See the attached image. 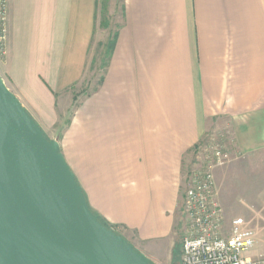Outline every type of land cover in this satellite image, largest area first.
Wrapping results in <instances>:
<instances>
[{
  "label": "crops",
  "instance_id": "0c3cea01",
  "mask_svg": "<svg viewBox=\"0 0 264 264\" xmlns=\"http://www.w3.org/2000/svg\"><path fill=\"white\" fill-rule=\"evenodd\" d=\"M7 4L0 77L58 140L105 222L170 254L184 170L214 127L227 130L240 158L227 173L249 175L242 189L256 193L244 201L264 219V0H120L103 81L67 125L69 90L94 57L100 1Z\"/></svg>",
  "mask_w": 264,
  "mask_h": 264
},
{
  "label": "water",
  "instance_id": "95a60500",
  "mask_svg": "<svg viewBox=\"0 0 264 264\" xmlns=\"http://www.w3.org/2000/svg\"><path fill=\"white\" fill-rule=\"evenodd\" d=\"M0 264H152L92 212L58 140L1 77Z\"/></svg>",
  "mask_w": 264,
  "mask_h": 264
},
{
  "label": "rangeland",
  "instance_id": "374dc122",
  "mask_svg": "<svg viewBox=\"0 0 264 264\" xmlns=\"http://www.w3.org/2000/svg\"><path fill=\"white\" fill-rule=\"evenodd\" d=\"M99 14L97 19V28L95 32V37L92 44L93 52V61L95 62L90 65L89 70L87 71L85 77L74 85L69 90V95L71 96V104H69V109L62 116V123L70 117L77 105L80 104L81 99L85 97V93L91 92L92 89L96 86L101 74L103 71L99 69V61L102 57L101 52L102 48L100 47L101 43H105L110 33L115 30V26L120 24V9L119 4L120 0H116L117 6L115 11L112 12L111 6L114 0H99ZM104 20L106 24L103 26ZM103 41H100V40ZM105 39V40H104ZM76 94V99L74 96ZM227 130L224 127H214L212 130H208L203 138L201 139L195 153L196 155L191 157L185 172L182 176L181 184V200L179 202V207L177 210L176 220H175V231L173 238V246L170 254L152 252V249L145 247L144 245L138 243L134 237L130 236L129 233H125L122 230H117L119 233L122 231L126 235L129 241L135 243L137 249L142 251V253H147V257H151L153 264H173L178 263L181 260V243H182V233H183V201L184 193L187 187L189 186V173L191 170L197 169H208L211 170L214 180H215V196L217 202L220 204L224 211L225 219L227 222H230L235 217H243L250 222V225L255 230L256 234V243L254 247L250 250V255L253 257L264 256V219H259L255 214V208H250L247 206L245 201H253L251 197L255 195V191H244L242 189V179L247 182L249 181V175L245 177L244 173L240 174H231L227 173V165L232 164L235 160H240L233 157L232 150L230 149V139L228 137ZM213 142L221 143L224 148L228 149L230 153L229 159L221 166H215L211 156H210V147L214 145ZM207 147L204 149V147ZM210 146V147H209ZM199 151V152H198ZM247 165V164H246ZM231 169V168H230ZM247 169V168H245ZM243 171V170H242ZM248 184V183H247ZM251 197V198H250ZM247 199V200H245ZM245 200V201H244ZM250 212H253L250 214ZM264 215V209H263Z\"/></svg>",
  "mask_w": 264,
  "mask_h": 264
},
{
  "label": "built area",
  "instance_id": "2783aa9c",
  "mask_svg": "<svg viewBox=\"0 0 264 264\" xmlns=\"http://www.w3.org/2000/svg\"><path fill=\"white\" fill-rule=\"evenodd\" d=\"M7 20V0H0V56L6 53ZM213 143L209 146L211 159L215 166H221L230 153L221 143ZM188 182L182 206L180 264H264V256L250 255L256 243L253 227L243 217L226 221L216 200L211 170H191Z\"/></svg>",
  "mask_w": 264,
  "mask_h": 264
},
{
  "label": "trees",
  "instance_id": "16d2710c",
  "mask_svg": "<svg viewBox=\"0 0 264 264\" xmlns=\"http://www.w3.org/2000/svg\"><path fill=\"white\" fill-rule=\"evenodd\" d=\"M106 24L105 20H104V23L102 24L103 26ZM120 25L117 24L115 26V30H113L111 33H110V36L108 37V39L106 40L105 43H101L100 44V47L102 48V52H101V55L102 57L100 58V61H99V69H101L103 71V73L101 74L96 86L92 89L91 92H88V93H85V97L87 96H90L92 93L96 92L98 87L101 85L102 81H103V74H104V69L105 67L107 66V63H108V60L111 56V53L113 51V48H114V45H115V42H116V38H117V35H118V29H119ZM95 62V60L93 61V63ZM92 63V64H93ZM74 96V100L76 99V94L73 95ZM78 106V105H77ZM71 116V115H70ZM70 119L68 118L66 121H65V125H67L69 123ZM91 209V208H90ZM92 210V209H91ZM93 213H95L99 220L101 222H103L107 227L109 228H112L113 230L116 231V229L114 227H112L110 224H108L107 222H105L95 211L92 210ZM118 234H120L118 231H116ZM180 263V261L178 262ZM153 264V263H152Z\"/></svg>",
  "mask_w": 264,
  "mask_h": 264
}]
</instances>
